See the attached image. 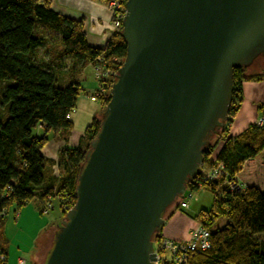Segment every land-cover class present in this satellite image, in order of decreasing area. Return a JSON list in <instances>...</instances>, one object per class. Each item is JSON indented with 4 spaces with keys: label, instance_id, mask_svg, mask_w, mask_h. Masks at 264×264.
Instances as JSON below:
<instances>
[{
    "label": "water",
    "instance_id": "1",
    "mask_svg": "<svg viewBox=\"0 0 264 264\" xmlns=\"http://www.w3.org/2000/svg\"><path fill=\"white\" fill-rule=\"evenodd\" d=\"M119 68L43 264H155L154 237L264 55V0H127Z\"/></svg>",
    "mask_w": 264,
    "mask_h": 264
},
{
    "label": "trees",
    "instance_id": "2",
    "mask_svg": "<svg viewBox=\"0 0 264 264\" xmlns=\"http://www.w3.org/2000/svg\"><path fill=\"white\" fill-rule=\"evenodd\" d=\"M122 28L114 30L105 46H93L84 19L57 11L51 0H0V82L6 83L0 102L5 108L0 111V223L35 197L41 200L42 212L48 197L59 198L65 211L74 206L80 168L100 129L102 115L94 116L80 143L62 148L56 161L50 160L43 148L51 132L61 131L67 138L73 130L71 115L83 90L79 79L83 69L101 65L117 73L122 66L127 54ZM42 47H46L44 54ZM246 69H234L229 118L205 153L209 167L215 160L223 163V175L206 179L199 174L187 184L193 194L200 189L214 194L212 208L196 216L211 231V247L188 264H264V238L260 236L264 234V181L262 185L247 184L238 176L245 162L264 150V115L240 134L229 135L244 99V82L264 79V71L246 74ZM116 75L108 81L99 80L96 93L103 106L110 101ZM259 109L263 111L264 104ZM36 128L42 133H36ZM217 135L216 145H223L214 160L212 142ZM182 200L173 206L187 209L181 207ZM221 216L227 217L226 223L211 229ZM161 236L163 229L154 241ZM0 253L8 259L1 240ZM6 262L0 259V264Z\"/></svg>",
    "mask_w": 264,
    "mask_h": 264
},
{
    "label": "rangeland",
    "instance_id": "3",
    "mask_svg": "<svg viewBox=\"0 0 264 264\" xmlns=\"http://www.w3.org/2000/svg\"><path fill=\"white\" fill-rule=\"evenodd\" d=\"M104 14L107 19L105 22L109 28L113 27V12L107 6L105 8ZM94 25L90 24L88 31L91 33ZM46 47H42L41 52L44 54ZM68 66L71 61L68 59ZM264 71V55L259 56L253 64L246 69V74H258ZM84 81H83V90L80 92L78 96L77 107L72 113L73 119L75 121V125L73 130L71 131V141L80 142L81 139L85 136L86 128L91 123L93 118V114L96 110L100 109L101 101L92 100V94L96 90L97 85L96 74L94 69L87 68L84 71ZM256 82H264L263 80H254ZM93 82V83H92ZM6 83L0 82V102H1V93L3 91L4 85ZM262 87V86H261ZM261 92H263L261 94ZM95 95V94H94ZM260 100L264 104V86L260 90L253 91L254 97H260ZM106 106H103L100 114L105 111ZM260 110V109H259ZM0 111L4 112L5 108L2 104H0ZM260 118L264 115V110L259 113ZM36 133H42L39 128L34 130ZM64 136V134H61ZM217 135L212 144H214L218 140ZM50 142H48L43 148V153L50 159L56 161L54 159V154L58 151L59 141L56 140L55 134H50ZM69 140V144H70ZM71 142V144H72ZM62 145V142L60 143ZM219 143L214 145V149L219 148ZM72 146V145H67ZM60 151V149H59ZM59 157V155H58ZM259 159L264 161V150L259 155ZM262 169V167H261ZM242 178V177H241ZM254 184L261 185L262 184V171L259 170L256 172L254 177ZM214 202V194L211 191L200 189L199 191L193 194V197L188 198L189 207L185 210H181L171 207L166 213V223L163 227L167 230L168 222L172 219L174 215H187L191 219L196 218V216L202 210H210L212 208ZM52 208H49L47 212H42L41 209V200L37 197L33 198L27 204H25L19 211L17 216H14L13 212H10L5 220L0 223V240L3 242L4 246L7 249V254L9 256L10 263L12 260L17 259L18 257H25L33 264H41L44 263L45 256L49 245L51 244V240L53 237L54 231L61 224L62 220L65 219V216L68 211H65L64 214L60 212V205L57 199H53L51 201ZM197 222L199 221L196 219ZM227 221V217L221 216L219 217L211 226V229H216L224 225ZM58 224V225H57ZM56 226V227H54ZM54 227V229H53ZM264 238V234H260Z\"/></svg>",
    "mask_w": 264,
    "mask_h": 264
},
{
    "label": "crops",
    "instance_id": "4",
    "mask_svg": "<svg viewBox=\"0 0 264 264\" xmlns=\"http://www.w3.org/2000/svg\"><path fill=\"white\" fill-rule=\"evenodd\" d=\"M51 2H52L53 8H55L57 11L65 15L73 16L75 18L84 19L85 28L87 32V38L91 45L103 47L106 45L108 40L112 37L114 33V27L109 28L108 27L109 24L105 22V19H107V17L104 14V11H105V8L108 6L106 3V0H51ZM90 24L94 25L91 33L88 31ZM87 68L93 69V66L92 65L86 66L81 72V74L79 75V79L81 80L82 87H83V81H84V77H83L84 71ZM96 81L97 82L95 84L97 85V87L92 95L96 94V92L100 88V82L98 81L97 78H96ZM261 86L262 87L264 86V82L263 83L261 82V84L256 81H245L244 82V99L241 103L239 111L237 112L230 126L229 135L236 136L240 134L241 132H243L244 130H246L252 123L260 122L262 118V117L260 118V115H259L260 113L259 107L261 105L260 103H262V101L260 100L261 95L260 97H254L253 91L257 89L260 90L262 88ZM262 93L263 92H261V94ZM102 109H103V104L101 103L100 109L96 110V112L93 114V117L100 115V112L102 111ZM71 119L75 125V121L72 115H71ZM60 132L57 131V132L50 133V134L54 133L56 140L59 141V143H57L58 151L56 154H54V159L56 160L58 159V155H60V151L62 148L66 147L67 145H72V147H75L80 143V142H77L78 140L73 141V142L70 140L72 136L71 133L67 136V138H64L60 134ZM50 134H49V137H50ZM69 140H70V144H69ZM61 142H62V145L60 144ZM222 145H223V142L220 143L219 148L216 150V153L212 155V159H215ZM53 169L56 173H58L57 165H53ZM259 170L262 171V184H263L264 161L260 160L259 155H258L256 158L249 159L245 162L243 169L241 170L238 176L241 179V181H244L247 184H254L253 182H254L255 174ZM48 198L44 202L48 201ZM55 199H57L59 202L60 212L64 214L65 210L62 209L61 207L60 199L59 198H55ZM17 214H15L14 216L16 217ZM167 224H168L167 225L168 228L167 230L164 229L163 234L170 238L183 240V239L188 238L189 232L197 224V220L196 218L191 219L186 214L185 215L176 214L172 217L170 222H168ZM6 252H7V249H6ZM20 257H18L17 259H14V261L12 260V262L10 263L9 256H8L6 264H18V259ZM39 264H41V262H39Z\"/></svg>",
    "mask_w": 264,
    "mask_h": 264
},
{
    "label": "built area",
    "instance_id": "5",
    "mask_svg": "<svg viewBox=\"0 0 264 264\" xmlns=\"http://www.w3.org/2000/svg\"><path fill=\"white\" fill-rule=\"evenodd\" d=\"M108 7L113 12V27L114 30L118 29L123 25L124 17L126 15V3L123 0H107ZM96 77L98 81L104 80L108 81L114 74L115 71L105 69L101 65L93 66ZM98 95L92 96V100H98ZM264 119L261 120L263 122ZM216 159V158H215ZM214 159V160H215ZM212 167H209L205 162L201 166V173L206 179H219L223 175L224 165L222 162L217 160L214 161ZM199 175V174H198ZM232 188H236V185L232 183ZM183 200L181 202L182 208H188V198L193 197V192L186 190L185 194L182 196ZM52 199L48 198V201L44 203V212H47L51 205ZM71 209V208H70ZM69 209H66L68 211ZM211 247V231L206 227L201 221L190 230L189 236L186 239L179 240L167 237L163 234L157 241H154V253L156 259L155 264H188L190 259L196 254L206 251ZM0 259L6 261V256L0 253ZM18 264H33L25 257H20L18 259Z\"/></svg>",
    "mask_w": 264,
    "mask_h": 264
}]
</instances>
